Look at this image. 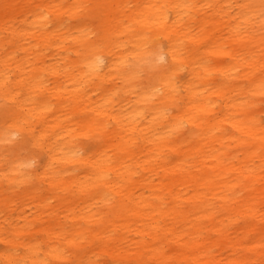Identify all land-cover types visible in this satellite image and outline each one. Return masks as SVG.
I'll return each instance as SVG.
<instances>
[{"label":"bare ground","instance_id":"6f19581e","mask_svg":"<svg viewBox=\"0 0 264 264\" xmlns=\"http://www.w3.org/2000/svg\"><path fill=\"white\" fill-rule=\"evenodd\" d=\"M7 12L4 264H264V0Z\"/></svg>","mask_w":264,"mask_h":264},{"label":"rangeland","instance_id":"374dc122","mask_svg":"<svg viewBox=\"0 0 264 264\" xmlns=\"http://www.w3.org/2000/svg\"><path fill=\"white\" fill-rule=\"evenodd\" d=\"M8 2L9 0H0V61L3 63L1 68L2 71V75L6 76V84L8 86ZM225 32H227L226 30H223L221 33L224 36ZM6 63H4V61H6ZM223 61L225 63H229L230 58L229 56H225V59H223ZM183 75H185V73H183ZM8 104H10V102H8V96H3L0 93V128L2 125L4 124H8ZM264 107V99H261L255 106V110H259L258 112L261 114L263 113L262 108ZM1 111H3L4 113L2 114ZM264 118V117H262ZM192 129H195V127L193 126ZM6 140L5 144L3 147L0 145V156L1 157H5L8 156V144H7V139H4L3 142ZM87 141V140H86ZM85 141V142H86ZM1 144V142H0ZM6 152V153H4ZM3 177V176H2ZM7 194V195H11V196H21L18 192V190L13 191V192H7L6 190H2V188H0V194ZM49 194H46V196H48ZM17 201L19 200H25L24 197H20L16 199ZM8 199H4V198H0V221H3V215L4 214H8V210L9 208L6 207L8 205ZM29 206H25V213L26 216L28 218H33V209L29 208ZM8 220V218H7ZM6 221L2 222L3 228L5 230H8V223ZM44 221H46L45 219H43ZM39 225H36V227H38ZM0 236L1 237H10L11 234L7 233L5 231H0ZM45 235L43 233L41 234H37L36 237L38 238H42ZM23 237L28 240V237H31V233L30 232H26ZM6 249L4 243L0 240V264H4L3 263V258L1 256L2 251Z\"/></svg>","mask_w":264,"mask_h":264}]
</instances>
